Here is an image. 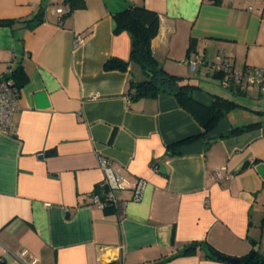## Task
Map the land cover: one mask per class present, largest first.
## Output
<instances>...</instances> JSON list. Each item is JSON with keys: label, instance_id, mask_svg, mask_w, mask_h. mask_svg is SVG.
Masks as SVG:
<instances>
[{"label": "crops", "instance_id": "crops-1", "mask_svg": "<svg viewBox=\"0 0 264 264\" xmlns=\"http://www.w3.org/2000/svg\"><path fill=\"white\" fill-rule=\"evenodd\" d=\"M130 3L158 13L153 55L196 84L194 99L211 105L221 95L241 106L205 132L172 93L131 100L129 80L143 75L112 16ZM37 14L34 26L17 22ZM0 17L16 21L0 26V78L18 66L26 76L14 130L0 132V264H230L207 247L177 255L192 241L234 257L251 240L264 250V124L229 134L264 120V92L221 90L212 70L185 63L222 51L235 69L264 66L257 0H0ZM110 58L126 69L106 68ZM99 156L129 181L145 180L138 199L122 188L117 206L91 204ZM218 168L229 177L217 178Z\"/></svg>", "mask_w": 264, "mask_h": 264}, {"label": "trees", "instance_id": "trees-1", "mask_svg": "<svg viewBox=\"0 0 264 264\" xmlns=\"http://www.w3.org/2000/svg\"><path fill=\"white\" fill-rule=\"evenodd\" d=\"M71 1V0H64ZM216 2L217 0H212ZM76 4L70 2L69 10L75 7ZM65 14V13H64ZM115 22V32L127 30L131 37V51L129 60L135 62L143 75V78L138 81L129 80L128 94L133 101L142 97H155L160 92L172 93L179 104L189 111L204 128V131L210 130L228 110L241 106L235 100L221 95H214V100L211 105H206L191 95L196 84L185 80L183 77L168 72L154 57L151 49V39L156 36L159 30V15L157 12L146 8L141 4H128L124 8L115 11L113 14ZM41 20L37 14L32 19L17 20L24 22L27 26H34ZM16 22L13 19L0 17V26H12ZM127 62L110 58L106 61V68H118L125 70ZM216 76L217 74L214 73ZM8 77L13 79V84L17 88L25 83L26 76L21 66L11 70ZM231 87V86H230ZM240 89V88H239ZM264 115V111H260ZM264 124V120L250 122L244 126L235 127L229 132L238 133L242 130L251 129ZM228 134H223V136ZM194 137H188L183 140H178L168 144L165 149V156H173L179 153L178 147L186 141L192 140ZM108 207V206H107ZM264 226V220H262ZM254 240H251V248L243 255L239 256L237 264H264V250H258L254 247ZM207 247L209 250L216 251L211 244L206 241H192L187 243L181 252L177 255H189L195 253L198 249Z\"/></svg>", "mask_w": 264, "mask_h": 264}, {"label": "built area", "instance_id": "built-area-1", "mask_svg": "<svg viewBox=\"0 0 264 264\" xmlns=\"http://www.w3.org/2000/svg\"><path fill=\"white\" fill-rule=\"evenodd\" d=\"M264 7V0H257ZM62 13V8H57ZM76 38V42L79 41ZM185 63L196 70L200 65H205L209 70L217 74L220 85L225 88L230 86L255 85L261 92H264V66L256 68L235 69L225 58L222 51H218L214 58L208 56H191L185 59ZM11 70L9 71V73ZM9 73L0 78V132L11 133L14 130V114L18 108L19 88L14 86L13 79L8 77ZM98 164L103 175L97 182L91 195V204L104 209L107 206H117L119 200L116 191L122 188H129L133 197L138 199L141 195L145 180L137 177L129 181L121 170L115 167L112 161L105 156H99ZM218 168L215 170L217 178L229 177V174Z\"/></svg>", "mask_w": 264, "mask_h": 264}, {"label": "water", "instance_id": "water-1", "mask_svg": "<svg viewBox=\"0 0 264 264\" xmlns=\"http://www.w3.org/2000/svg\"><path fill=\"white\" fill-rule=\"evenodd\" d=\"M40 157H41V155H40ZM209 253L212 256H214V257H216V258H218L220 260L226 261V262H228L230 264H237L238 261H239L238 257L229 256V255H226V254L214 251V250H209Z\"/></svg>", "mask_w": 264, "mask_h": 264}, {"label": "rangeland", "instance_id": "rangeland-1", "mask_svg": "<svg viewBox=\"0 0 264 264\" xmlns=\"http://www.w3.org/2000/svg\"><path fill=\"white\" fill-rule=\"evenodd\" d=\"M188 69H189V67H188ZM195 72V71H194ZM203 74H205V72L203 73ZM210 77H209V80H210V82L211 83H213V84H215L216 85V87H218V88H222V86L220 85V81H219V79L218 78H214L213 77V75H212V72H210ZM208 77H206V79H207ZM221 90H223V89H221ZM234 112L235 111H233V114H234ZM239 113H244L245 115L246 114H249V112L247 111V109L246 108H243V107H240V109H239ZM251 121V120H250Z\"/></svg>", "mask_w": 264, "mask_h": 264}]
</instances>
